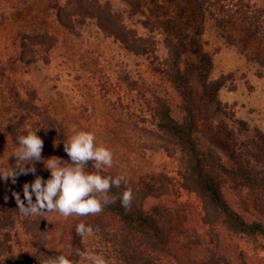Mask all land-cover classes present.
<instances>
[{
  "label": "rangeland",
  "instance_id": "374dc122",
  "mask_svg": "<svg viewBox=\"0 0 264 264\" xmlns=\"http://www.w3.org/2000/svg\"><path fill=\"white\" fill-rule=\"evenodd\" d=\"M67 1L0 0V129L4 131L18 119L12 103L13 93L18 91L26 96L25 89H35L40 99L38 105L63 121L69 136L73 129L91 131L98 145L111 150L110 168L126 180L121 190H126L124 185L128 183L132 185L126 187H134L142 181L149 182L153 175L168 174L176 190L161 202L169 207L182 230L191 232L192 237L195 230L200 234L204 230L197 215L198 198L178 185L183 150L159 138L152 110L164 102L171 106L176 119L180 120L183 115L177 91L154 72L167 56L164 31L173 21L172 31L176 26L189 35L183 41L182 67L197 65L188 80L195 100L193 105L198 107L193 140L219 177L228 203L247 220L262 218L254 206L248 214L245 202L250 196L251 180L264 184V40L236 41L228 45L211 22L201 26L202 14L195 0H91L104 9L109 5L113 11L122 13L123 23L141 36L152 35L154 52L140 57L128 53L92 19L80 22L72 31H53L52 27H58V8L65 7ZM74 19L85 18L74 16ZM201 27L203 52L210 56L208 70L196 64L190 42ZM46 31L59 33V41L48 56L49 62L42 51L36 54L39 57L36 63L22 61L23 39ZM215 81L222 86L213 91ZM239 121H244L249 131L239 130ZM16 146L8 135L0 144V163L8 159L7 167L15 164ZM46 150L43 147L42 156ZM147 201L146 208L158 203L155 199ZM52 217L61 228L60 236L50 247L53 253L69 255L74 264H88L76 250H67L65 245L71 238V223L77 216L66 220L54 211ZM64 227L69 229L68 237L62 233ZM178 240L183 239L179 236ZM219 240L222 253H231L228 261L232 264L242 263L238 258L240 250L245 251L246 264H264L261 251L264 239L224 234ZM81 242L85 252L103 255L108 264H124L110 248L107 238L93 232L81 237ZM19 247L28 250L24 244ZM0 264L10 263L8 258L0 257ZM163 264H171V259L170 262L163 260Z\"/></svg>",
  "mask_w": 264,
  "mask_h": 264
},
{
  "label": "trees",
  "instance_id": "16d2710c",
  "mask_svg": "<svg viewBox=\"0 0 264 264\" xmlns=\"http://www.w3.org/2000/svg\"><path fill=\"white\" fill-rule=\"evenodd\" d=\"M195 2L202 14L201 26L204 27L206 21L211 22L228 45L232 46L236 41L245 43L250 40H264V0H195ZM88 4L92 6L88 7ZM105 8L96 1L68 0L65 7L58 8L56 15L58 27H52V30L72 31L77 24L80 22L83 24L88 18L96 21L103 31L109 32L128 53L140 57L152 55L155 50L152 35L141 36L123 23L122 13L113 11L109 5ZM74 16H83L85 19L75 20ZM172 24L173 21H170V25L166 26L164 31L163 42L167 56L161 65L154 68V72L161 75L162 80H166L177 91L182 101L179 108L183 115L180 120L176 119L171 106L161 102L162 104L158 103L152 109L153 117L157 122L155 127L159 131V138L183 150L184 160L179 164L178 185L181 190L192 192L198 198L200 204L199 208L197 207V215L204 231L199 234L195 230L192 237L191 232L182 230L179 221L175 223L176 217H173L171 210L161 202V199L175 192L176 187L168 174L160 173L153 175L149 182L142 181L137 186L129 187L133 193L130 207L125 208L120 201L125 190L113 187L109 196L116 197L115 202L105 204L99 214L77 216L71 223V233L69 232L71 238L65 243L68 245L67 250L85 252L81 242L82 236L77 235L76 231L80 223L90 226L97 235L107 238L110 248L119 254L118 258L124 264H163V260L167 259L169 262L171 259V264H232V261H228L231 253H222L219 240L221 236L225 234L227 237L264 239V184H258L260 181L255 179L250 181V196L245 202L247 204L245 211L251 214L249 210L255 207L259 209L262 218L247 220L243 213L236 211L225 199L219 177L213 173L206 156L193 140V134L197 130L198 107L193 105L195 100L189 91L188 80L192 69L197 65L182 67L183 41L189 35L184 34L182 29H176V26L172 31ZM203 27L191 37L190 42L196 64L208 70L211 64L210 56L203 52ZM56 32L46 31L24 38L20 59L26 63H36L39 58L36 54L42 51L44 59L49 62L48 56L59 41V33ZM213 85V91L219 90L222 86L217 81L213 82ZM25 91L26 96H22L18 91L12 95L18 119L16 123L7 125L4 131L0 129V144L2 145L9 135L17 145L19 136L26 134L28 130H39L37 135L44 141L43 147L47 148L43 159L56 156L68 161L63 147V143L69 138L67 126L47 108L38 105L40 99L35 89ZM239 124V130L249 131L244 121H239ZM7 165L8 159L0 163V170L8 169ZM35 167L36 175L45 180L49 178L50 173L43 163H37ZM86 170L95 171L94 162L90 161ZM101 174L111 177L121 175L116 169L106 166H102ZM34 178L32 174H26L16 177L15 183L11 180H0V257L8 258L10 264H41L45 256L55 255L50 247L58 235L60 236L61 228L59 229L52 217L54 211L25 216L17 207L14 193L19 194L23 200V185L31 183ZM123 184L122 182L121 185ZM128 185L124 187L128 188L126 187ZM150 199L158 200V203L152 208H146L147 200ZM69 219L70 217H66V220ZM62 231L67 236L69 229L64 227ZM179 236L183 240H178ZM20 238L23 239V243ZM223 243L226 244L227 241ZM22 244L28 246V250L19 247ZM261 251L264 253V247ZM243 252L245 251H238V258L242 262L239 264H246Z\"/></svg>",
  "mask_w": 264,
  "mask_h": 264
},
{
  "label": "clouds",
  "instance_id": "9594fccd",
  "mask_svg": "<svg viewBox=\"0 0 264 264\" xmlns=\"http://www.w3.org/2000/svg\"><path fill=\"white\" fill-rule=\"evenodd\" d=\"M39 130H28L17 138L15 164L6 170H0V180L13 183L19 175L32 174L31 183L23 185V200L14 193L19 211L25 215H42L45 212H59L64 217L72 215L88 216L99 214L105 204L115 202L116 197L109 196L113 187L119 188L126 183L123 175L116 177L101 174L102 166L111 167L113 153L104 145L96 143V136L91 131L72 130L64 152L69 160L51 156L42 157L44 141L37 135ZM94 162L95 171L86 170L87 164ZM43 163L50 173L48 179L36 175L35 164ZM33 196L35 200L33 201ZM133 193L130 188L123 191L120 201L125 208L130 207ZM77 235H92L93 229L83 223L77 225ZM88 264H108L101 254L77 251ZM41 264H74L69 255L45 256Z\"/></svg>",
  "mask_w": 264,
  "mask_h": 264
}]
</instances>
